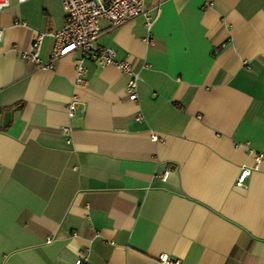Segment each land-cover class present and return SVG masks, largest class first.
<instances>
[{"label":"crops","instance_id":"0c3cea01","mask_svg":"<svg viewBox=\"0 0 264 264\" xmlns=\"http://www.w3.org/2000/svg\"><path fill=\"white\" fill-rule=\"evenodd\" d=\"M11 2L0 12V264H75L83 251L91 264H264V0H163L150 34L146 16L101 21L97 45L139 72L138 102L115 66L85 60L76 86V54L52 71L23 60L40 34L50 62L63 1Z\"/></svg>","mask_w":264,"mask_h":264},{"label":"built area","instance_id":"2783aa9c","mask_svg":"<svg viewBox=\"0 0 264 264\" xmlns=\"http://www.w3.org/2000/svg\"><path fill=\"white\" fill-rule=\"evenodd\" d=\"M28 0H18L19 4H23ZM65 11L66 24L63 30L54 33V47L49 63H44L39 57L44 35H36L30 49L22 53L23 60L33 63L36 68L41 70H54L55 63L67 56L78 55L79 59L76 63V86H84L87 82L88 71L84 65L85 60L100 62L105 65H112L119 69L125 76L129 78L127 90L129 98L133 102H138V86L140 80L139 72L135 71L133 65L129 61H119L116 58V52L112 49L99 47L97 41L101 35V21H107L113 27H119L128 21H132L138 17L146 16V26L149 34L157 20L161 4L163 0H159L157 6V16L150 17L147 15L148 2L150 0H62ZM11 0H0V12L11 8ZM2 40V31H0V42ZM78 98L73 96L67 106V116L69 120L73 119L77 114ZM61 133L69 135L71 129L62 127ZM153 140L158 141L157 136H153ZM262 158L256 160V167L260 164ZM253 170L244 167L237 179V185L244 187ZM169 172H166L162 179L166 181ZM158 261L161 264H183L181 261L172 259L169 255H160ZM75 264H91L89 260V252H81Z\"/></svg>","mask_w":264,"mask_h":264}]
</instances>
